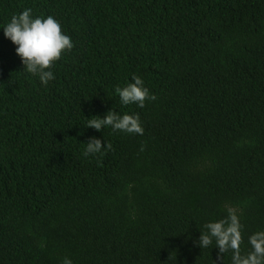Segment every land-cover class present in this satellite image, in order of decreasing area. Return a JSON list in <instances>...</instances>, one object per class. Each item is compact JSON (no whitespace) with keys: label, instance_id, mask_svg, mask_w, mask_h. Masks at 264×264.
Instances as JSON below:
<instances>
[{"label":"trees","instance_id":"1","mask_svg":"<svg viewBox=\"0 0 264 264\" xmlns=\"http://www.w3.org/2000/svg\"><path fill=\"white\" fill-rule=\"evenodd\" d=\"M31 9L74 47L44 85L4 27ZM139 75L155 100L122 104ZM143 135L87 128L109 110ZM92 137L112 148L84 155ZM264 230V0H0V264H232L204 224Z\"/></svg>","mask_w":264,"mask_h":264},{"label":"clouds","instance_id":"2","mask_svg":"<svg viewBox=\"0 0 264 264\" xmlns=\"http://www.w3.org/2000/svg\"><path fill=\"white\" fill-rule=\"evenodd\" d=\"M4 35L10 39L16 47V53L21 58L26 72L38 75L41 82L47 85L53 80L54 74L50 70L59 61L66 51L73 47L71 37L64 33L61 23L53 16L47 18H33L32 10L25 9L18 15H13L4 27ZM133 83L124 88H117L122 104L136 103L139 107L145 106L146 100H155L156 97L145 87L143 79L139 75L133 76ZM87 122V128L97 131L111 127L113 131H122L129 134L143 135L144 129L140 122L139 114L120 115L115 110H109L106 115L93 116ZM111 149V143H106L96 137H92L87 143L85 156L100 153L102 149ZM227 216L217 222L204 224V231L197 242L202 249L208 248L215 240L219 249V257L231 251L232 264H264V230L258 231L249 237L251 250L242 253L243 243L242 228L237 210L226 205ZM61 264H73L69 257H65Z\"/></svg>","mask_w":264,"mask_h":264}]
</instances>
